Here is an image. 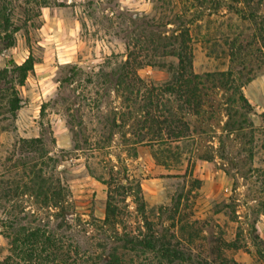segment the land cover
Here are the masks:
<instances>
[{
    "label": "rangeland",
    "instance_id": "obj_1",
    "mask_svg": "<svg viewBox=\"0 0 264 264\" xmlns=\"http://www.w3.org/2000/svg\"><path fill=\"white\" fill-rule=\"evenodd\" d=\"M1 4L10 23L7 34H1L13 44L0 43V72L11 76L13 65L29 56L36 63L23 86L16 78L13 82L21 105L14 116L8 109L9 91L3 99L0 94V260L9 254L8 225L20 219L21 225L49 223L69 251L68 264H106L111 254L121 264H218L211 253L218 239L225 243L222 257L237 264H264V0ZM185 30L195 73L226 71L233 64L236 80L245 83L241 91L247 103L232 91L217 90L216 107L202 115L178 112L192 138L176 142L164 133L140 131L144 114L161 119L166 108L175 110L171 94L153 91L154 104L143 110L147 93L141 89L136 108L128 109L125 93L105 74L121 68L128 44L135 40L144 45ZM233 39L235 48L244 46L234 63ZM242 61L244 70L238 66ZM66 64L84 71L70 84L60 82L65 72L60 68ZM136 73L148 87L170 77L147 65ZM42 104L46 107L40 114ZM123 116L127 122L110 131V120L114 117L120 125ZM139 134L145 135L142 143H137ZM33 138L42 141L33 149L21 142ZM22 164H36L43 173L54 170L67 189L62 216L22 189L6 199L5 182L27 181ZM118 182L129 189L116 192ZM110 190L117 213L104 224ZM146 240L158 247L169 242L183 260L167 262L128 244Z\"/></svg>",
    "mask_w": 264,
    "mask_h": 264
},
{
    "label": "trees",
    "instance_id": "obj_2",
    "mask_svg": "<svg viewBox=\"0 0 264 264\" xmlns=\"http://www.w3.org/2000/svg\"><path fill=\"white\" fill-rule=\"evenodd\" d=\"M0 0V43L4 46H11L13 44L10 40V36L3 37L1 31L6 35L9 28V20L4 15L5 7L1 4ZM247 1V0H242ZM188 32L187 30L181 31L177 35H174L170 39L161 40L160 38L154 40H148L146 44H141L142 41L135 40L131 44H128L127 58L123 62L121 68L118 71H112L109 74H105L106 78H112L109 81L117 89L122 91L123 104L128 109H134L137 105L136 95L140 94L141 89H145L147 93V104L143 105V110L152 106L153 103V91L159 90L164 94H171L174 97L176 108H166V116L162 115L161 119L158 117L149 118V114H144L145 119L141 125V130H146V134H153L160 136L163 133L172 141L190 140L192 135L190 134V127L187 123L182 122L178 117L179 111H186L194 116H200L205 113L206 108L212 109L216 107L214 105V94L217 90L232 91L238 96V99L245 104L247 103L241 88L245 83H238L234 76V67L231 64V68L226 71H218L211 73L197 74L193 69V55L188 45ZM233 45L230 48L231 62L234 63L240 51H243L244 46L238 44L235 46V39L232 40ZM144 59V60H143ZM168 59L171 60L168 62ZM147 60L145 63L144 61ZM35 60L29 56L20 65H13L11 69V76H8V72L4 70L0 72V94L5 97V92L10 95L8 99V109L11 115H15L21 108L20 99L17 97L16 90L13 82L16 78L17 84L23 86L28 75L34 73ZM151 68H157L165 70L170 75L169 80L158 87H152L145 85L144 82L137 76L136 70L144 66ZM242 70L246 69V64L240 63L238 65ZM61 73L64 72L62 84H70L75 78H79L84 71L76 65H63ZM90 75L87 78L88 83L91 82ZM250 79H247V82ZM108 81V82H109ZM135 96V98L133 97ZM46 104H42L40 114L43 113ZM74 109H78L76 104L73 105ZM141 108V109H142ZM131 115L132 113L129 112ZM129 118H126V120ZM124 116L121 118V124L118 125L116 119L113 117L110 120V131L114 128L123 126L127 121ZM182 124V126H180ZM138 142L144 141L145 135H138ZM29 148H36L42 141L40 138L23 139L21 141ZM78 145L74 146L77 149ZM79 149V148H78ZM165 152H170L168 147H165ZM154 159L158 162V159L153 154ZM24 165V164H22ZM24 176L27 181L22 182H5L6 199H9L18 194V190L22 189V194H29L35 199V202L46 209H58L59 216L66 211L64 207L65 198L67 196V189L62 185L60 179L55 176L54 170H50L49 173H43L41 169L36 168V164L29 166L24 165ZM13 189V190H12ZM129 189L128 186L118 182L114 189L116 192H123ZM138 193H141V188L137 186ZM140 203L139 210L145 209V203L142 197L138 199ZM117 207L114 204V196L111 190L107 196L106 217L103 220L104 224L111 223L116 218ZM11 215V214H9ZM58 215V214H57ZM58 218V217H56ZM27 219V217H23ZM19 220H13L9 223L8 228L12 230V233H8L9 239V254L2 260L0 264H68L69 251L65 249L63 242L58 237L55 231L50 230L49 223L40 225L34 224L31 221L29 225L18 224ZM58 228L62 227V223L57 225ZM132 245L130 248L136 249L138 247L144 248L159 255L162 260L167 262H174L176 260H183V253L177 249H174L169 242H161L159 247L152 240H146L144 243L128 242ZM224 241L218 239L214 241L211 247V253L214 256L218 264H237L233 260L222 257V245ZM228 246V245H226ZM106 264H121V259L116 254H111Z\"/></svg>",
    "mask_w": 264,
    "mask_h": 264
},
{
    "label": "water",
    "instance_id": "obj_3",
    "mask_svg": "<svg viewBox=\"0 0 264 264\" xmlns=\"http://www.w3.org/2000/svg\"><path fill=\"white\" fill-rule=\"evenodd\" d=\"M71 219V218H70Z\"/></svg>",
    "mask_w": 264,
    "mask_h": 264
}]
</instances>
